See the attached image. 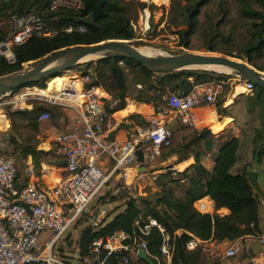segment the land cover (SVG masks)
I'll list each match as a JSON object with an SVG mask.
<instances>
[{"label": "trees", "instance_id": "16d2710c", "mask_svg": "<svg viewBox=\"0 0 264 264\" xmlns=\"http://www.w3.org/2000/svg\"><path fill=\"white\" fill-rule=\"evenodd\" d=\"M99 1L83 0L82 10L74 13L64 10L48 12L50 0H11L7 3L0 0V18H10L12 15H22L34 10L43 12L49 27L59 31L52 38L33 37L25 44L14 47L13 64L0 59V77L16 73L25 64L65 48L96 45L109 40H123L139 45L135 41L137 36L132 24L147 5L138 0H105L100 15L93 19L91 14ZM191 2L192 0L183 6V13L179 16L181 20L173 18L172 21L175 27L185 26L173 33L177 38V46L190 52H212L235 58L247 62L264 74V0ZM149 20L151 21V16ZM66 27H70L71 31H63ZM3 39L5 37H0V40ZM86 65H93L94 83L102 87L114 103L110 110L112 113L123 110L126 99L138 104L166 106L165 98L169 93L186 95L197 86L220 84L222 92L214 102L217 116L219 121L230 117L238 130V136L230 134V139L218 151L213 171L209 172L201 164V160L209 152L212 142L206 138L191 145L189 141L201 131L182 126L178 122L173 123L170 126V144L161 149L162 159L174 155L177 157V164L190 158L194 163L174 175L170 171L161 174L156 180L159 192L154 193L153 198H127L123 212L108 223H102L95 229L86 228L78 242L81 254H86L87 246L97 238L115 231L130 234L135 220L140 217L154 219L170 234L183 230L203 241L211 239L215 242H233L261 233V201L255 191L260 192L258 181L259 174L262 173L249 168L264 162V90L253 86L250 93L239 96L231 105L224 107V97L230 91L227 80L232 79L231 77L190 70L155 74L140 64L125 59L101 60ZM66 80L61 77V81ZM45 81L46 79L28 87L44 89ZM244 92L238 86L235 89L236 95ZM237 104L244 106L240 117L235 107ZM43 112L50 113V123L54 127L59 126L62 113L58 107L39 104L33 105L30 110H8L7 117L14 131L9 137L10 142L16 144L17 136L24 132V142L18 148L25 158H31L37 169L41 164L63 167L65 160L62 156L51 150H37L32 143L40 129L38 117ZM141 120L142 126L145 121ZM148 146L146 144L141 148L143 150ZM238 160L241 164L236 166ZM140 162L139 154L136 163ZM204 197L211 198L217 209H227L229 213L212 218L199 214L192 205ZM187 239L188 236L184 233L175 239L171 264H203L201 250L189 252L185 249ZM160 241L158 231L153 229L147 238L151 256L159 255ZM150 260L152 264H156L154 260ZM104 264H121V256L111 255L105 259ZM128 264L148 263L139 258Z\"/></svg>", "mask_w": 264, "mask_h": 264}, {"label": "built area", "instance_id": "2783aa9c", "mask_svg": "<svg viewBox=\"0 0 264 264\" xmlns=\"http://www.w3.org/2000/svg\"><path fill=\"white\" fill-rule=\"evenodd\" d=\"M160 3L164 5V2ZM82 8L83 0H50L47 11L76 13ZM42 13L29 10L10 17L12 28L5 39L0 40V59L13 64L14 47L33 37L49 39L59 33L49 27ZM63 31L70 32L71 28L66 27ZM66 77L59 89L54 88L50 94H39L48 88H38L39 93L33 88L38 101L70 112L72 129L55 135L50 149L65 160L64 174L57 184L52 188L39 185L37 179L46 174V170L42 164L37 169L30 157H27L21 176L14 160L0 152V264H104L111 255L121 256V264H128L139 259L137 253L140 250L156 264H171L175 239L183 233L188 236L185 249L189 252L199 249L208 254L211 264H264V235L254 237L260 249L256 255L247 257L240 239L233 242L203 241L183 230L170 234L150 217L135 220L130 234L115 231L93 240L87 246L86 254H81L79 249L74 252L72 262L55 256L53 249L57 242L84 215L87 205L110 180L123 181L124 187L134 180H141L146 172H138L136 168L145 170V166L161 156L162 147L169 146L172 122L176 120L182 126L199 130L195 107L213 104L222 92V85L208 84L197 86L186 95L169 93L165 98L166 106H152L145 124L118 140L109 135L115 113L110 110L114 103L105 98L102 87L93 82L90 72L82 71ZM244 87L250 93L253 86L246 83ZM14 92L0 96V99ZM23 97L21 100L14 98L7 104L22 101ZM31 106L29 104L27 108ZM49 117L48 112H43L38 122H48ZM146 144L149 146L142 150ZM139 154L141 162L136 163ZM170 172L174 175L177 171L171 169ZM156 175L152 176L153 181L157 180ZM192 206L196 212L210 218L227 215L226 210L217 209L209 197L196 200ZM260 208L264 210L262 201ZM46 229L52 235L45 247L40 248L38 239ZM153 229L161 237L158 256H151L148 252L147 238Z\"/></svg>", "mask_w": 264, "mask_h": 264}, {"label": "rangeland", "instance_id": "374dc122", "mask_svg": "<svg viewBox=\"0 0 264 264\" xmlns=\"http://www.w3.org/2000/svg\"><path fill=\"white\" fill-rule=\"evenodd\" d=\"M11 0H8L7 2H10ZM139 2H143L147 5V10L149 13H145L146 15L149 14V17L151 16V21L149 20V29L147 31H143L142 27V21L144 22L145 16H144V10L139 12L137 21L132 24L133 29L136 32L137 38L135 39L136 42H139L138 47H146L150 48L153 51L157 53H161L163 55L166 54H178L186 52L185 49H182L181 47L176 45L177 38L173 34L174 32L178 30H182L185 28V26H179L175 27L172 24L173 18H175L176 21H180V15L183 13L182 9L183 6L188 3L190 0H168V2L165 5L159 6L162 3H159V5L156 6L155 3H153L152 0H138ZM198 0H192L191 3H195ZM6 2V3H7ZM5 18H0V22L5 23L7 21H3ZM12 28V25H10ZM190 52V51H188ZM197 53H212V52H197ZM217 54V53H213ZM221 55V54H218ZM224 56V55H222ZM28 64H25L23 66L26 67ZM82 71H88L90 72V75L93 78L94 82V70L93 65L87 66L85 63L82 65H79V67L73 68L69 70L68 72L61 73L58 77L49 78L45 81V88L50 87L55 82H63L61 81V77L66 78V75H71L73 73H80ZM232 78V77H231ZM227 84L230 86L229 93L224 97V103L223 106H229L231 105L239 96L241 95H247L248 92L245 91L244 93H238V95L233 98L231 104H227L228 97L234 96V88L237 86L245 85L244 81H238L236 78H232L230 80H227ZM34 87H28V88H22L20 90H17L16 92L12 93L9 97H4L0 99V152L3 151L7 155H9L15 162L19 174L23 176L25 165L27 158H25L22 153L21 149L18 148L19 144L21 142H24L23 136L24 132H21V135L17 136V143L11 144L10 142V136L14 134V131L11 127L10 121L7 117V111H17V110H30L32 109L33 105H45V106H51V107H58V106H52V105H46L42 101H38V96L35 94ZM37 87H35L36 89ZM38 89V88H37ZM237 93V92H236ZM19 96V97H18ZM23 97L22 101H16L14 104H7V102H10L11 100H15L14 98H17L18 100H21L20 97ZM31 102V103H30ZM216 103V102H215ZM213 104L214 106L216 104ZM29 104H32L31 108H27ZM238 109L237 115L238 117L241 116V114L244 112V106L242 104H237L235 106ZM59 108V107H58ZM61 110L62 116L63 113L68 114L67 120H65V124L69 123V111H64L63 109L59 108ZM50 116V113H49ZM50 121V117H49ZM48 121V122H49ZM48 125H42L40 124V129L38 133L35 135V138L33 139V145L37 150H41L40 146L42 143L46 142V140H49V135H51V132L53 130L50 127V123H47ZM208 125H203L200 129V131H203L205 129H208ZM64 128L62 127L59 132H62ZM49 131V134H46V132ZM59 132H53L54 136ZM209 136V135H207ZM225 138H230L228 136H225ZM210 140H212L210 138ZM213 144V143H212ZM211 144L209 152H211L212 157L216 158L219 149L221 146H213ZM221 144V143H220ZM213 147V149H212ZM213 150V151H212ZM2 153V152H1ZM239 154V153H238ZM241 164V162L238 160L236 163V166ZM262 169L264 168V162L262 163ZM172 166V165H171ZM257 166V165H254ZM252 166V167H254ZM145 172H147L146 176H144L139 181H131V178L128 179V182H130L128 187H124L123 181H118L116 179L110 180V182L104 186L98 194L93 198V200L87 205L84 215L79 217V219L64 233L62 238L59 242L55 245L53 249V254L57 256L58 258H62L66 261L72 262L73 260V254L76 250L79 249L78 242L81 233L86 228H98L99 225L103 223L105 220V223H108L110 220H112L116 215L123 212L125 208V200L127 198H153L154 193L159 192V188L156 186V181L152 180V176L157 174H160V169H167L163 168L162 164H159V160L154 161L153 163L145 166ZM258 168V167H256ZM106 168H103V170ZM108 169V168H107ZM138 172H142L143 170H137ZM234 172V169L232 170ZM132 176V175H131ZM259 189L260 192L255 194L259 197L260 201L264 202V170L262 171V174H259ZM124 187V188H123ZM94 212H96L94 214ZM93 216H96V218H92ZM260 215H262L260 211ZM52 235V232L48 229H46L38 239V246L40 248H44L46 245L47 240ZM202 262L203 264H211V258L206 253H202Z\"/></svg>", "mask_w": 264, "mask_h": 264}, {"label": "water", "instance_id": "95a60500", "mask_svg": "<svg viewBox=\"0 0 264 264\" xmlns=\"http://www.w3.org/2000/svg\"><path fill=\"white\" fill-rule=\"evenodd\" d=\"M104 2L105 0H100L94 7L91 14L93 19L100 15ZM110 59L132 60L155 74H168L183 70L209 72L236 78L238 81L247 82L264 90V74L249 66L247 62L235 58L188 51L171 55L154 54L147 53L141 47L132 45L128 41L109 40L96 45L65 48L35 62H29L22 70L0 77V96L48 78L58 77L61 73L84 63ZM208 134V129L201 131L189 141V144L193 145L197 140L206 139ZM137 256L148 264H152L144 251H138Z\"/></svg>", "mask_w": 264, "mask_h": 264}, {"label": "crops", "instance_id": "0c3cea01", "mask_svg": "<svg viewBox=\"0 0 264 264\" xmlns=\"http://www.w3.org/2000/svg\"><path fill=\"white\" fill-rule=\"evenodd\" d=\"M49 1V0H47ZM153 3H155L156 5H159L160 2H164V5L166 6L167 0H152ZM161 5V4H160ZM145 13H149L147 10H144V22L142 21V27H143V31H147L149 29V14L146 15ZM3 21H7L5 23L0 22V37H6V35L9 33L10 31V25H11V20L10 18H5ZM241 88V86H238ZM236 87L234 88L233 91H235ZM244 89V87H243ZM102 93L105 96V98H110L102 89ZM235 92H234V96L232 97H228L227 99V104H231L233 98L235 97ZM238 95V94H237ZM236 95V96H237ZM152 106H154L153 104H138L130 99H126V107L123 110L117 111L114 113L113 117V121H112V129L109 132L110 138H116L118 140H123L127 134L130 131H133L134 129H136L137 127L141 126V119H144V121H146V118L152 113ZM196 115L199 118V127L201 129V127L203 125H208V130H209V136H207L206 138L210 140V138L212 140H210L213 144V146H220L222 145V143H224L226 140L230 139V138H225V136L230 137V134L233 135V137H237L238 136V130L235 128L234 124H233V120L230 117H224L221 119V121H219V118L217 116L216 113V108L213 104L211 105H199L196 106L194 109ZM68 118V114L66 116L65 113H63L62 116V120L61 123L59 124L58 127H54L50 121L49 122H44V123H40L41 126L42 125H48L47 123H50V127L53 130V132H59L60 129L63 127L64 130H62V132L57 133L56 135L60 134V133H65L68 132L72 129L71 123H67L65 124V120H67ZM178 121H174L173 123H176ZM200 129L198 131H200ZM51 132V135H49V140L44 143L41 144L40 148L42 151H50L53 143V138H54V133ZM46 134H49V131L46 132ZM221 143V144H220ZM213 149V147H212ZM53 151V150H51ZM213 151V150H212ZM157 160H159V164H162L163 168H167L165 170L160 169V174H165L167 171H170L171 169L176 170L177 172H182L184 171L187 167H189L190 165H192L194 163V160L192 158H190L188 161H185L183 163L177 164V157L176 156H170L167 158L162 159V156H160ZM156 160V161H157ZM215 158L212 157L211 152H207V154L202 158L201 160V164L204 166V168L206 170H208L209 172L213 171L214 168V162ZM44 170H46V174H43L41 177H39L37 179V182L39 185L45 187V188H52L54 187L57 182L60 180V178L63 176L64 174V166L63 167H56L55 165H47V164H42ZM172 165V166H171ZM240 165V164H239ZM254 166V165H253ZM263 165H259V166H254L249 168L252 171H258L259 173H262V171L264 170V168L262 169ZM258 167V168H256ZM146 169V168H145ZM136 170H142L141 169H137ZM147 174V172H146ZM146 176V175H145ZM132 177V176H131ZM263 202V201H262ZM264 203V202H263ZM226 213L228 214L229 211L227 209ZM260 211L262 213L261 215V219H260V229H261V233L260 235H264V210L263 208H260ZM96 212H94L95 214ZM92 218H96V216L92 215ZM103 223H105V220L103 221ZM240 242L243 245V249H244V253L247 257H251L257 254V252L259 251L260 247L257 245L256 240L254 237H244L242 239H240ZM79 246V245H78ZM212 263V262H211Z\"/></svg>", "mask_w": 264, "mask_h": 264}, {"label": "bare ground", "instance_id": "6f19581e", "mask_svg": "<svg viewBox=\"0 0 264 264\" xmlns=\"http://www.w3.org/2000/svg\"><path fill=\"white\" fill-rule=\"evenodd\" d=\"M167 2H168V0H167ZM141 48L144 49V51L147 52V53H154V54H157V52L153 51V50L150 49V48H146V47H141ZM214 69H215V70H218V71H222V70L219 69V68H214ZM246 83H247V82H245V84H246ZM61 84H62V82L57 81V82H55L53 85H51L50 87H48L47 90L43 91V93H39L38 89H35V88H34V90H35V92H38L39 94H45V95H47V94H50L51 91H52L54 88L59 89V86H60ZM243 86H244V85H243ZM241 88L243 89L242 86H241ZM243 90L246 91L245 87H244ZM18 97H19V96H18ZM143 171H145V170L143 169ZM138 258H139V257H138Z\"/></svg>", "mask_w": 264, "mask_h": 264}]
</instances>
